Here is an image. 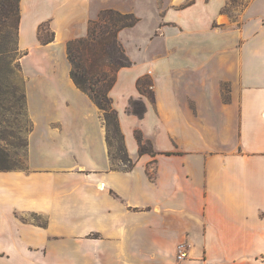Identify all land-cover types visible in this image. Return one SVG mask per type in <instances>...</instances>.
Returning <instances> with one entry per match:
<instances>
[{"label":"crops","instance_id":"0c3cea01","mask_svg":"<svg viewBox=\"0 0 264 264\" xmlns=\"http://www.w3.org/2000/svg\"><path fill=\"white\" fill-rule=\"evenodd\" d=\"M231 2L21 0L33 128L27 167L0 170V264L264 257V0L234 7L241 21ZM104 8L140 17L119 33L132 64L110 91L129 170L112 166L101 111L71 77L68 42L87 36ZM43 23L55 32L47 43ZM137 131L154 153H140ZM183 241L189 256L178 259Z\"/></svg>","mask_w":264,"mask_h":264},{"label":"trees","instance_id":"16d2710c","mask_svg":"<svg viewBox=\"0 0 264 264\" xmlns=\"http://www.w3.org/2000/svg\"><path fill=\"white\" fill-rule=\"evenodd\" d=\"M139 21L140 17L133 12L104 8L98 18L90 21L87 36L74 38L68 42V57L72 65L71 77L101 111L112 166L125 170L133 168L135 160L127 149L119 113L113 106L110 91L116 81L118 70L132 64L119 39V33L124 28L135 26ZM20 23L21 0H0V38L6 44H15ZM39 38L43 43L50 42L55 39V32L51 31L47 23H43L39 27ZM129 109L141 116L146 110V105L141 99L132 98ZM32 128L26 86L19 84L10 76L7 66L0 65V170L23 168L10 165L12 156L10 147L14 146L18 150L26 148L28 156V136ZM136 136L141 154L155 152L151 141L146 143L143 141L140 131L136 132ZM12 138L14 140H11ZM115 160L120 163L117 164ZM31 217L40 224H47L36 213Z\"/></svg>","mask_w":264,"mask_h":264},{"label":"rangeland","instance_id":"374dc122","mask_svg":"<svg viewBox=\"0 0 264 264\" xmlns=\"http://www.w3.org/2000/svg\"><path fill=\"white\" fill-rule=\"evenodd\" d=\"M250 0H232L231 5L228 7L230 11H233V17L235 20H240L238 13L234 11V7L240 4V8L245 4L247 5ZM48 32V30H47ZM50 34V31H49ZM16 42L6 44L2 38H0V65L7 66L9 74L13 77L19 84L26 85V77L22 71L21 58L25 53L19 43V33L16 37ZM114 106V105H113ZM26 135V134H25ZM11 140H14L13 138ZM12 156L10 159V165L13 167H23L27 166V150L26 148L16 149L14 146L10 147ZM117 164L120 162L115 160ZM32 218V217H31ZM44 220V218H42Z\"/></svg>","mask_w":264,"mask_h":264},{"label":"built area","instance_id":"2783aa9c","mask_svg":"<svg viewBox=\"0 0 264 264\" xmlns=\"http://www.w3.org/2000/svg\"><path fill=\"white\" fill-rule=\"evenodd\" d=\"M152 86V85H151ZM189 256V244L185 241L180 242L177 245V257L178 259H185ZM264 263V257L258 260V262L253 263V264H261Z\"/></svg>","mask_w":264,"mask_h":264}]
</instances>
